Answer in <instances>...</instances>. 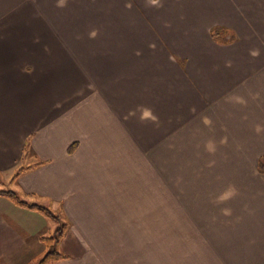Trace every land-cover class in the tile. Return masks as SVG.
I'll use <instances>...</instances> for the list:
<instances>
[{
    "label": "crops",
    "instance_id": "0c3cea01",
    "mask_svg": "<svg viewBox=\"0 0 264 264\" xmlns=\"http://www.w3.org/2000/svg\"><path fill=\"white\" fill-rule=\"evenodd\" d=\"M262 158L264 0H0V191L53 264H264ZM45 218L0 196V264Z\"/></svg>",
    "mask_w": 264,
    "mask_h": 264
},
{
    "label": "trees",
    "instance_id": "16d2710c",
    "mask_svg": "<svg viewBox=\"0 0 264 264\" xmlns=\"http://www.w3.org/2000/svg\"><path fill=\"white\" fill-rule=\"evenodd\" d=\"M227 32L224 31L223 29H215L212 31V38L217 41V42H222V43H227L232 40V37L226 34ZM258 171L261 174H264V158L260 159L258 162ZM0 196H4L11 200L14 204L28 208V209H33L35 211H38L42 215H44L47 218H50L51 220H57L59 221V218L51 213L48 209H45L41 206L38 205H31L26 202L21 201L14 193L9 192V191H0ZM61 236V231H57L56 235L51 236V237H42L40 240L43 242L45 248H46V253L43 257V259L40 261L39 264H53L61 259H64L66 256L59 254L55 250V245L57 244L58 240L60 239Z\"/></svg>",
    "mask_w": 264,
    "mask_h": 264
},
{
    "label": "rangeland",
    "instance_id": "374dc122",
    "mask_svg": "<svg viewBox=\"0 0 264 264\" xmlns=\"http://www.w3.org/2000/svg\"><path fill=\"white\" fill-rule=\"evenodd\" d=\"M230 34V33H229ZM228 36H230V35H228ZM227 36V37H228ZM166 162H169V161H166ZM166 166V170H167V167L169 168L170 166L169 165H165ZM5 176H2V177H0V189L1 188H7L8 187V184H7V182H3V180H5ZM168 182V180H167V176H165V178H164V183L166 184ZM170 187L166 184V187H165V189H166V193H169V191H167V189H169ZM44 218V217H43ZM46 219V218H45ZM46 223H48V224H50V226L52 227V226H54V227H52L51 229L53 230V231H55V235H56V233H57V231H61L62 230V228H63V224L62 223H60L59 221H57V220H49V219H46ZM52 236H54V235H52ZM40 262H37L36 264H39Z\"/></svg>",
    "mask_w": 264,
    "mask_h": 264
}]
</instances>
